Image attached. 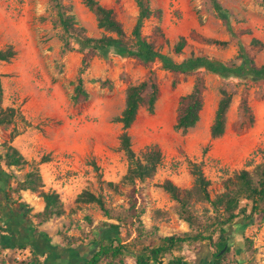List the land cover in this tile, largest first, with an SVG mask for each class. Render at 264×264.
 <instances>
[{"label": "rangeland", "instance_id": "obj_1", "mask_svg": "<svg viewBox=\"0 0 264 264\" xmlns=\"http://www.w3.org/2000/svg\"><path fill=\"white\" fill-rule=\"evenodd\" d=\"M97 1L113 11L130 38L137 16L134 0ZM214 2L227 11L228 23L217 16ZM56 4L74 16L78 23L74 27H83L86 37L102 36L93 13L81 0H0V49L12 45L15 50L11 60L0 62L1 106L15 109L11 123L0 126V157L7 144L26 161L6 167L0 160V237L7 242L6 248L0 243V264H48L43 257L48 243L51 252L63 249L70 254L67 264L80 263L101 238L125 247L122 262L115 264H134L133 253L156 247L168 236L187 241L149 264L175 259L209 264L213 250L200 237H206L203 227L217 214L205 202L193 203L195 216L188 225L178 214V204L160 185L170 180L180 189L190 188V166L197 163L213 197L226 177L263 164L264 82L221 78L205 71L173 74L156 60L144 64L114 53L80 50L72 36L64 49ZM150 6L161 10V18L145 21L142 35L174 61L204 55L219 62H238L243 48L256 65L264 64V49L249 45L252 38L264 43L261 0H152ZM180 37L185 45L176 55L173 46ZM83 58L86 66L79 76L88 96L74 101ZM150 70L159 86L158 99L152 113L139 110L128 132L135 155L156 145L162 160L152 178L112 190L106 182L118 183L127 167L125 155L118 150L120 125L113 118L123 109L126 89L144 80ZM196 78L204 82L203 106L194 127L182 132L174 128L178 102ZM220 89L231 94V102L224 134L211 138L209 126ZM34 167L42 189L58 194L61 216L39 222L35 215L43 208L42 199L37 192L16 189ZM83 189L102 198L107 216L95 203L75 202ZM239 205L251 212L249 223L242 229L241 220H236L230 239L235 233H243L242 238L235 236L220 264H264V200L254 211L246 200ZM135 214L138 219L132 218ZM104 223L119 225L118 233L104 231ZM217 237L215 233L212 239ZM108 261L103 259L102 264Z\"/></svg>", "mask_w": 264, "mask_h": 264}, {"label": "trees", "instance_id": "obj_2", "mask_svg": "<svg viewBox=\"0 0 264 264\" xmlns=\"http://www.w3.org/2000/svg\"><path fill=\"white\" fill-rule=\"evenodd\" d=\"M52 1L55 2V0ZM81 1L93 13L96 26L103 34L99 38L86 37L83 27H74V25H78L74 16L61 11L59 4H56L59 24L63 31L61 40L64 49L69 48L70 44L67 38L72 36L80 50H89L101 55L114 53L119 56L136 59L144 64L156 60L162 69L173 74H192L205 71L221 78L232 77L241 80L264 82V64L256 65L253 58L243 48L239 50L237 55L238 62H219L204 55L190 56L180 61H174L169 55L161 52L155 45L154 40H148L142 35V27L145 21L150 18H161V10L150 6L152 0H134L137 7V16L130 32V38L126 36L121 23L115 18L111 9L104 7L97 0ZM261 2L264 3V0H261ZM213 8L217 16L228 23L227 11L222 9L217 2L213 3ZM156 32L161 33L159 28H156ZM184 45L185 39L180 37L173 46V53L180 55ZM249 45L264 49V43L255 38L250 40ZM14 56L15 50L12 45H7L3 49H0V62H8ZM85 66L86 61L83 58L74 87V96L72 97L74 101L79 98H87L88 96L83 89L82 79L79 76ZM203 89V79L196 78L191 90L180 97L174 125L175 129L185 132L197 123L203 106ZM219 95L209 126L211 138H218L224 134L226 112L231 102V94L225 89H220ZM158 96L159 86L151 70L144 80L130 85L126 89L123 109L118 116L113 118V121L120 125L118 150L125 155L127 167L118 183L106 182V185L110 189L115 190L119 184L135 185L136 182H144L152 178L158 165L161 163L162 154L156 145L146 147L139 156L135 155L131 148L128 132L140 109L143 108L149 113L153 112ZM1 102L2 88L0 83V126L9 125L14 116L15 109L13 107L2 108ZM244 110L248 111L246 105H244ZM250 121H252V117H250ZM4 148L5 151L0 160L3 161L6 167H18L26 163L24 157L15 147L5 144ZM190 174L193 177V181L191 187L188 189H180L170 180H164L160 186L178 204V214L188 225L193 224L195 216L191 209L193 203L205 202L209 205L212 212L217 214L216 219L210 220L208 225L203 227L204 231H207L206 237L200 238L208 240L209 246L213 250L209 264H220L225 254L232 247L233 241L235 242L233 240L235 236H239L240 239L242 238L243 233H235L233 234V238L230 239L232 229L239 222L236 220H241L242 223L239 222L238 225L242 229L249 223L251 212L247 213L245 206L241 207L239 205L241 200L251 203V211L256 210L258 204L264 200V163L254 166L252 171L240 170L238 173L226 177L221 181L220 192L216 193L213 197L209 194V181L204 176L199 164H191ZM42 187L41 177L36 167L27 172L22 181L16 183L18 191L28 190L37 192L38 196L42 199L43 208L35 215L39 219V222L52 216H61L64 213L58 194L55 191H44ZM75 202L84 204L95 203L106 216L108 215L102 198L86 189H83L76 195ZM132 216L133 219H138V215ZM108 229L114 233H118L119 225L104 223V231ZM215 233L218 235L216 241L212 239ZM193 238L196 239L197 236ZM186 241L187 239L185 240V238L175 236L164 237L156 247L147 248L145 249L146 251H140L139 253H133L134 264H149L151 260L157 262L165 253ZM0 243L2 248H6L5 244L7 242L5 237H0ZM225 245H227L226 249L221 252ZM20 248L23 249L24 247L20 246ZM125 251L126 249L122 245H113L110 240L101 238L94 242L92 250L86 259L76 264H102L103 259H109L106 264H115V261L121 263ZM169 264L184 263L175 259Z\"/></svg>", "mask_w": 264, "mask_h": 264}, {"label": "crops", "instance_id": "obj_3", "mask_svg": "<svg viewBox=\"0 0 264 264\" xmlns=\"http://www.w3.org/2000/svg\"><path fill=\"white\" fill-rule=\"evenodd\" d=\"M69 255L70 254L67 253L66 251L64 252L63 249L54 250L53 252H51L49 243L48 246L45 247L43 252V257L45 258L44 260L48 261V264H59V262H62L61 264H67L69 263L68 262ZM5 264H17V263H9L8 261H6Z\"/></svg>", "mask_w": 264, "mask_h": 264}, {"label": "flooded vegetation", "instance_id": "obj_4", "mask_svg": "<svg viewBox=\"0 0 264 264\" xmlns=\"http://www.w3.org/2000/svg\"><path fill=\"white\" fill-rule=\"evenodd\" d=\"M89 253H90V252H89ZM89 253H87V254H86V256H85L84 260H85V259H86V257L89 255ZM80 255H81V254H80ZM81 257H82V256H80V258H81ZM69 261H70V260H69ZM69 261H68V262H69Z\"/></svg>", "mask_w": 264, "mask_h": 264}, {"label": "water", "instance_id": "obj_5", "mask_svg": "<svg viewBox=\"0 0 264 264\" xmlns=\"http://www.w3.org/2000/svg\"><path fill=\"white\" fill-rule=\"evenodd\" d=\"M226 247H227V245H225V246H224V248L221 250V252H222L223 250H225V249H226Z\"/></svg>", "mask_w": 264, "mask_h": 264}, {"label": "built area", "instance_id": "obj_6", "mask_svg": "<svg viewBox=\"0 0 264 264\" xmlns=\"http://www.w3.org/2000/svg\"><path fill=\"white\" fill-rule=\"evenodd\" d=\"M26 252V251H25ZM17 258H19V257H17Z\"/></svg>", "mask_w": 264, "mask_h": 264}]
</instances>
